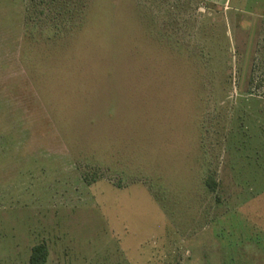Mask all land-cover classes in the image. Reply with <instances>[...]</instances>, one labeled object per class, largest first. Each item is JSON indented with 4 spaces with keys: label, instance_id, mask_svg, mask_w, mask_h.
Returning <instances> with one entry per match:
<instances>
[{
    "label": "rangeland",
    "instance_id": "obj_1",
    "mask_svg": "<svg viewBox=\"0 0 264 264\" xmlns=\"http://www.w3.org/2000/svg\"><path fill=\"white\" fill-rule=\"evenodd\" d=\"M43 243L264 264V0H0V264Z\"/></svg>",
    "mask_w": 264,
    "mask_h": 264
},
{
    "label": "trees",
    "instance_id": "obj_2",
    "mask_svg": "<svg viewBox=\"0 0 264 264\" xmlns=\"http://www.w3.org/2000/svg\"><path fill=\"white\" fill-rule=\"evenodd\" d=\"M207 186L210 188L212 192H216L217 182L214 179V177L209 178V180L207 181ZM48 257H49L48 246L45 243L37 245L32 250L30 264H47Z\"/></svg>",
    "mask_w": 264,
    "mask_h": 264
}]
</instances>
